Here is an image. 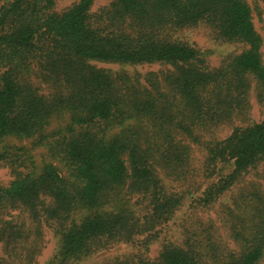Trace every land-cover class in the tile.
Instances as JSON below:
<instances>
[{
  "label": "trees",
  "instance_id": "1",
  "mask_svg": "<svg viewBox=\"0 0 264 264\" xmlns=\"http://www.w3.org/2000/svg\"><path fill=\"white\" fill-rule=\"evenodd\" d=\"M93 2L79 0L56 13L54 0H0V141L33 137L54 115L69 112L71 125L51 148L72 179L47 164L0 186V207L23 209L35 225L24 230L7 222L3 252L11 259L24 251L32 264L41 222L60 238L57 264H78L111 243L152 232L181 204L158 173L186 175L188 138L205 145L204 168L214 177L196 204L212 206L236 190L231 205H219L227 240L211 221L186 228L180 244L163 242L154 260L130 255L104 264H264V186L244 179L254 173L264 182V171H256L264 163V117L247 124L252 86L264 105L263 40L248 1L112 0L97 15L90 12ZM201 24L243 51L209 68L207 51L168 33ZM91 62L171 69L131 77ZM226 124L232 126L226 138L201 140L203 132ZM7 153L0 154V167H16ZM134 196L147 203L143 215L130 208ZM80 211L86 213L77 220ZM0 264L9 263L0 258Z\"/></svg>",
  "mask_w": 264,
  "mask_h": 264
},
{
  "label": "rangeland",
  "instance_id": "2",
  "mask_svg": "<svg viewBox=\"0 0 264 264\" xmlns=\"http://www.w3.org/2000/svg\"><path fill=\"white\" fill-rule=\"evenodd\" d=\"M6 2L11 0H5ZM79 0H54L53 11L62 13L71 8ZM112 0H94L90 12L93 15L100 13V10L107 7ZM253 15V23L256 31L263 40L261 54L264 63V0H247ZM171 39L177 42L193 46L196 49L208 52L206 58L209 68L219 66L221 61L233 53H240L243 51L244 46L238 43H228L217 40L210 28L201 24L194 28H185L168 32ZM97 68L105 69L113 73H126L133 77L135 75L144 76L147 73L166 72L171 69L169 65L164 64H143V65H120L111 63L91 62ZM2 70H0L1 74ZM32 81L40 91H46L45 86L40 79L34 78ZM250 108H249V121L258 122L264 117V105L256 100V89L252 86L250 91ZM139 126L140 123H134ZM71 125V115L69 112H60L54 115L45 128L35 134L33 137H17L9 136L0 141V154L4 150H8L12 158H16L17 166L11 164H3L0 167V186H8L16 177V173L25 174L29 171L35 170L40 173L42 168L47 164L55 166L59 174L68 182H72L69 175V168L61 161L60 154L51 148L58 137L59 131L66 130ZM234 126H241L238 121L233 122ZM232 131V126L222 125L221 127L208 132L202 133L201 140L203 142H211V140H222L226 138ZM186 142L190 145V160L188 171L186 175L179 179L166 177L163 171H159L158 176L161 184L168 193H176L182 197L179 208L174 213L172 219L162 225L155 227V230L148 234L136 236L131 242H115L107 245L105 248L100 249L86 260L80 261L78 264H104L116 257L122 258L125 256L139 255L148 260L157 258L161 245L165 241H172L175 244H180L183 240L184 230L188 227L200 228L207 222H215V228L218 229L219 235L225 240L226 233L224 231L223 221L219 217L220 206L231 205V197L236 192L235 188L225 193L215 204L209 207H202L196 204L198 197L206 190L214 179L204 168L206 160V151L204 144L192 143L188 138ZM7 153V154H8ZM17 153V154H15ZM259 175L264 171V163L260 164L256 170ZM250 173L245 176L246 180L260 181L264 186V182L258 179V176H253ZM129 204L136 213L143 215L144 208L147 203L137 196L131 197ZM220 205V206H219ZM85 211H80L76 215L79 220L85 214ZM218 213V214H217ZM220 220V221H219ZM9 222L16 227L27 229L34 227V221L31 220L28 213L23 209H12L10 206L0 207V258L7 260L9 264H28L25 252L18 250L13 252L11 259L7 258L3 252L4 240L8 239L10 231L7 230L5 224ZM51 225H55L52 223ZM220 225L222 227H220ZM31 242V241H30ZM60 243V238L51 226H47L41 222V245L40 251L35 255L32 264H57V251ZM26 246L25 242L20 243ZM25 250V249H24Z\"/></svg>",
  "mask_w": 264,
  "mask_h": 264
}]
</instances>
